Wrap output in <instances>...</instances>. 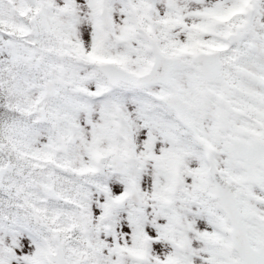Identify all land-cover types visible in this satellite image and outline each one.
Listing matches in <instances>:
<instances>
[{"label": "snow or ice", "instance_id": "snow-or-ice-1", "mask_svg": "<svg viewBox=\"0 0 264 264\" xmlns=\"http://www.w3.org/2000/svg\"><path fill=\"white\" fill-rule=\"evenodd\" d=\"M0 264H264V0H0Z\"/></svg>", "mask_w": 264, "mask_h": 264}]
</instances>
